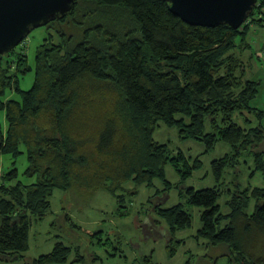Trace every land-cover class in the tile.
Returning <instances> with one entry per match:
<instances>
[{
    "label": "trees",
    "instance_id": "16d2710c",
    "mask_svg": "<svg viewBox=\"0 0 264 264\" xmlns=\"http://www.w3.org/2000/svg\"><path fill=\"white\" fill-rule=\"evenodd\" d=\"M255 23H264V0L238 29L190 25L165 0H76L70 12L43 26L62 41L51 35L39 46L30 89L20 87V73L32 69L27 54L0 55V110L7 121L0 120V156L26 153L24 174L35 179L13 184L16 167L0 174V262L29 250L33 221L51 211L57 189L83 196L107 190L123 202L120 192L131 181L152 187L160 179L172 188L168 163L182 182L189 179L203 162L156 140L165 124L183 139L204 141L208 151L219 142L231 150L212 162L214 187L184 189L186 203L156 204L157 222L175 235L192 225L187 206L201 208L198 238L226 245L231 264H264V185L245 186L236 172L249 155L250 176L264 174V129L238 122L255 109L259 92L235 52L251 47L247 35ZM8 89L18 98L4 100ZM224 195L227 213L219 203ZM174 241L183 239L170 240V256ZM71 253L58 241L32 264H67Z\"/></svg>",
    "mask_w": 264,
    "mask_h": 264
},
{
    "label": "rangeland",
    "instance_id": "374dc122",
    "mask_svg": "<svg viewBox=\"0 0 264 264\" xmlns=\"http://www.w3.org/2000/svg\"><path fill=\"white\" fill-rule=\"evenodd\" d=\"M51 35L54 42L62 41L61 36L42 26L34 29L19 46L12 50L11 59L16 58L23 50L28 56V64L32 67L30 71L20 73L22 89L32 87L36 77L38 48ZM247 36L251 47L245 52L238 50L235 52L238 55L241 53L240 56L246 64V77L259 82V92L252 102L255 109L251 113H243L238 122L244 127L261 126L264 129V115H262L264 112V23L253 24ZM15 97L18 98V94L8 89L4 100ZM0 120L4 126L7 125L5 114L1 110ZM155 138L168 144L171 153L181 151L192 161L199 157L203 166L182 182L178 172L168 163L166 175L173 183L172 188L168 189L160 179H156L152 187L145 184L136 186L131 181L120 192L125 197L123 202H119L107 190H100L93 196H83L77 191L57 189L51 198V211L44 219L33 221L29 250L15 261H2L0 264H32L35 258L49 253L58 241H63L72 248L67 264H188V261L191 264H231V256L226 245L212 246L204 238L197 237L202 227L201 208L187 206L193 218L192 225L179 230L175 235L171 234L166 223L161 221L163 224L160 225L157 222L160 217L153 210L160 202L163 203V207L186 203L181 192L188 187L195 189L214 187L216 180L212 162L230 152V146L225 142H219L214 149L208 151L204 141L194 138L183 139L176 127H168L165 124L158 127ZM241 164L242 167L237 168L236 172H242L243 185H264L262 172L250 176L254 161L249 155L243 158ZM28 165L26 153L16 159L7 154L0 156V174L13 167L18 170V178L13 184L18 180L25 184L35 180L29 179L24 174ZM232 177L230 174L228 181L232 180ZM241 179L239 178L238 182H241ZM135 190L137 193L131 194ZM2 196L0 190V197ZM226 199L227 196L224 195L219 200L224 213L229 212ZM250 210L252 211L253 207ZM171 239H183L182 243L173 242V246L177 248L174 256L168 253ZM152 254L153 261L148 259ZM80 257L82 258L76 261Z\"/></svg>",
    "mask_w": 264,
    "mask_h": 264
},
{
    "label": "water",
    "instance_id": "95a60500",
    "mask_svg": "<svg viewBox=\"0 0 264 264\" xmlns=\"http://www.w3.org/2000/svg\"><path fill=\"white\" fill-rule=\"evenodd\" d=\"M76 0H0V55L10 53L36 28L71 11ZM186 23L240 28L258 0H165Z\"/></svg>",
    "mask_w": 264,
    "mask_h": 264
},
{
    "label": "clouds",
    "instance_id": "9594fccd",
    "mask_svg": "<svg viewBox=\"0 0 264 264\" xmlns=\"http://www.w3.org/2000/svg\"><path fill=\"white\" fill-rule=\"evenodd\" d=\"M19 46V45H18Z\"/></svg>",
    "mask_w": 264,
    "mask_h": 264
}]
</instances>
